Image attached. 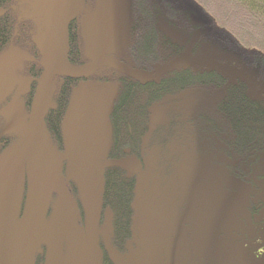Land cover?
I'll list each match as a JSON object with an SVG mask.
<instances>
[{"label":"rangeland","instance_id":"rangeland-1","mask_svg":"<svg viewBox=\"0 0 264 264\" xmlns=\"http://www.w3.org/2000/svg\"><path fill=\"white\" fill-rule=\"evenodd\" d=\"M149 1L158 2L163 10L169 1L179 10L178 17L164 12L175 27L160 24L166 34L187 45L178 61L215 65V55L227 58L235 53L248 60L249 68H258L263 82L264 0ZM21 3L25 16L36 25L34 39L44 68L38 71L37 59L18 47L0 53V117L3 132L13 137L0 157V264H34L45 251L48 264H101L100 242L109 246L112 232L111 215L102 208L103 169L111 162L124 164L137 175V194L148 198V205L143 202L144 218L153 226L148 238L141 239V245L153 247L150 255L132 251L126 264H184L191 254L203 264L216 240L227 238L236 239L247 264H264V168L254 169L246 179L230 175L227 166L232 159L223 153V142L217 137L214 143L207 141L198 129L208 105L199 94L188 91L155 104L151 129L183 117L170 138L169 152L160 153L154 145L145 163L106 158L116 83L82 80L63 123L65 149L59 150L50 136L46 116L55 106L58 80L82 72L89 75L126 52L133 0ZM190 7L204 11L209 21L206 33L191 34L183 18ZM70 23L81 31L88 58L83 65L68 60ZM196 36L203 37L202 53L195 58ZM207 39L223 53H209ZM164 68L159 63L147 70L127 69L152 78Z\"/></svg>","mask_w":264,"mask_h":264},{"label":"trees","instance_id":"trees-1","mask_svg":"<svg viewBox=\"0 0 264 264\" xmlns=\"http://www.w3.org/2000/svg\"><path fill=\"white\" fill-rule=\"evenodd\" d=\"M165 5L168 7L165 9L167 14L180 16L179 10L169 1ZM165 10L158 2L133 0V19L126 52L96 66L89 75L82 72L78 76L64 75L58 80L53 94L55 106L49 109L46 116L52 140L59 150L65 149L63 123L74 89L82 80L116 83L118 92L109 115L111 142L106 158L112 161L135 158L139 163L142 160L145 163L146 155H149L147 152L152 151L154 145L160 153L164 150L169 152L170 138L180 124L178 119L183 117H173L165 124L167 127L159 125L151 129L153 107L169 97L190 91L199 94L208 103L207 114L203 112L197 125L202 130L200 132L211 143L216 142V137L223 142V153L232 159L227 166L232 173L230 175L249 178L254 169L264 168V79L259 82L258 68H249L248 60L241 58L242 62L235 53H232L234 57L227 58L215 55L212 58L217 60L215 65L211 61L204 64L191 60L178 61L187 45L180 44L160 28L162 21L176 26L164 13ZM184 13L183 18L192 29V35L198 31L206 33L209 21L204 11L190 7ZM35 31L36 25L25 16L21 0H0V53L18 47L33 55L38 61H34L38 71H42L44 67L34 39ZM80 32L73 23L69 24L68 60L76 65H83L88 60ZM202 37L195 38V58L202 53ZM207 43L209 53H223L224 50L216 46L213 50L209 39ZM262 61L261 67L264 68V55ZM25 62L29 64L28 60ZM121 63L127 68L147 70L159 63L166 68L155 77L141 78ZM170 123L175 125L172 127ZM4 124V119L0 117V157L13 142V137L3 132ZM103 178L102 208L111 215L112 232L109 246L103 240L100 242L101 264H126V259L136 250L138 255H150L153 247L141 245V239L145 241L148 238L153 226L144 218L143 202L147 203L148 198L137 194L140 189L137 175L124 164L111 162L104 167ZM72 188L83 210L74 183ZM137 227L139 235L136 234ZM216 241L206 253L209 255L203 264H247L243 258L244 251L236 246L235 238ZM46 254V251L40 253L34 264H48ZM184 264H202V261L191 254Z\"/></svg>","mask_w":264,"mask_h":264}]
</instances>
